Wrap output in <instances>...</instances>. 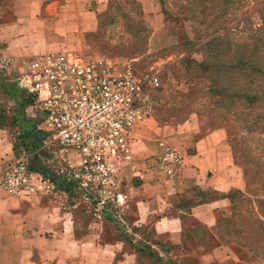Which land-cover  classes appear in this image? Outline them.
Returning a JSON list of instances; mask_svg holds the SVG:
<instances>
[{"label": "rangeland", "instance_id": "374dc122", "mask_svg": "<svg viewBox=\"0 0 264 264\" xmlns=\"http://www.w3.org/2000/svg\"><path fill=\"white\" fill-rule=\"evenodd\" d=\"M97 2H89L90 10L95 13V29L81 36L76 34L72 46L61 48L57 53L73 52L86 60L103 57L117 62L126 61L145 84L153 76L155 83L146 87L151 97V116L143 125L155 129V134L148 136L155 144L156 140L165 138L158 130L172 129L187 122L205 133L218 131L228 145L235 143V154L231 155L233 165L245 158L246 150L264 160L263 137L257 131L261 108L255 107L252 112L246 108L243 111L240 104H232L227 110L223 108L217 97L218 76L210 68L213 60L205 59L200 49V45L214 36H224L219 46L227 41L232 47L245 44L246 38L260 28L261 19H264V0ZM141 25L149 31L145 41L137 30ZM2 58L5 56L0 52ZM31 59L13 60L15 69L20 70ZM14 79L15 74L0 73V131H4L12 144L13 160L10 164L24 156L30 172H41L44 178L55 183H60L61 178L67 184L65 189H61L68 204L76 206L75 240L79 247L88 245L93 248V256L89 257L93 264H264L260 258L246 254L245 250L241 251L245 257L241 260L224 245L203 256L213 248H210L212 242L208 240L210 232L201 226L183 234V237L195 239L199 250L186 248L182 254L181 245L159 241L153 235L154 229L146 222L123 220L122 201L104 199L101 205H97L99 198L95 192L86 193L72 178L69 179L70 173L65 171L66 163L56 146L46 147L39 141L31 144V151H27L22 145L19 122L34 121L26 116V103L19 101ZM11 85H14L12 90ZM129 158L125 159L119 171V195L126 177L133 176L136 166L143 160ZM133 178L132 184L135 182ZM224 194L205 195L195 190L196 198L191 202L183 198L177 205L187 209L197 200L203 203L215 198L223 200ZM227 212L226 207L216 210L214 220L226 216ZM33 258L35 264H85L86 259L82 254L72 261L58 257L54 263L39 259L37 255Z\"/></svg>", "mask_w": 264, "mask_h": 264}, {"label": "crops", "instance_id": "0c3cea01", "mask_svg": "<svg viewBox=\"0 0 264 264\" xmlns=\"http://www.w3.org/2000/svg\"><path fill=\"white\" fill-rule=\"evenodd\" d=\"M90 1L0 0L1 54L23 61L72 46L76 34L81 36L95 29V13L90 10ZM153 131L155 129L147 124L133 130L129 156L132 160H143L133 176L126 177L121 185L123 220L146 222L159 241L181 245L182 254L186 248L198 251L195 239L183 234L197 226L210 231L214 212L225 208L226 200L215 198L208 203L197 200L187 209L177 205L178 201L196 198L195 190L215 196L229 189L241 190L242 175L233 165L229 145L218 131L205 133L185 122L172 129L158 130L165 137L163 140L182 155L173 180H158L143 163L145 158L157 153L155 142L149 138L155 134ZM12 160V144L4 131H0V174ZM51 185L46 193L26 198H11L0 190V264H35L34 255L52 263L58 257L72 261L79 254L86 258L85 264H93L89 261L93 248L79 247L75 240L76 206L68 204L61 188Z\"/></svg>", "mask_w": 264, "mask_h": 264}, {"label": "built area", "instance_id": "2783aa9c", "mask_svg": "<svg viewBox=\"0 0 264 264\" xmlns=\"http://www.w3.org/2000/svg\"><path fill=\"white\" fill-rule=\"evenodd\" d=\"M0 73L15 74L17 91L25 92L26 116L34 121L29 123L44 146L57 147L69 179L86 193L95 192L97 205L104 199L122 201L119 171L129 157L134 128L151 116L146 87L156 79L150 76L145 84L126 61L86 60L68 51L39 55L20 70L12 59L2 58ZM156 146L157 153L145 158L144 166L158 180L171 181L182 155L162 139ZM51 188L44 176L29 171L24 156L0 174V190L11 198L32 197Z\"/></svg>", "mask_w": 264, "mask_h": 264}, {"label": "trees", "instance_id": "16d2710c", "mask_svg": "<svg viewBox=\"0 0 264 264\" xmlns=\"http://www.w3.org/2000/svg\"><path fill=\"white\" fill-rule=\"evenodd\" d=\"M259 27L253 34L250 33L245 44L232 47L227 41L219 46L224 36H214L200 45V49L205 59L213 60L210 68L218 76L217 97L223 108L227 110L232 104H240L243 111L246 108L250 112L255 107L261 108L258 111L257 131L263 137L261 142L264 147V19H261ZM137 30L139 37L145 41L149 31L142 25ZM19 101L23 103L25 98ZM19 124L21 143L27 151H31V144L40 141V133L29 122ZM247 132L251 133L250 130ZM234 145L229 144L232 156L235 154ZM244 154L248 155L247 158L245 156L241 161L235 162L241 171L243 188L229 189L222 196L227 201L228 212L226 216L214 220L208 240L212 242L210 248L228 246L241 260L245 258L241 251L245 250L246 254L264 262V160L256 154L251 155L248 150ZM59 180L60 183L50 182L65 189L67 184L61 178Z\"/></svg>", "mask_w": 264, "mask_h": 264}, {"label": "water", "instance_id": "95a60500", "mask_svg": "<svg viewBox=\"0 0 264 264\" xmlns=\"http://www.w3.org/2000/svg\"><path fill=\"white\" fill-rule=\"evenodd\" d=\"M13 88H14V85H11L10 86V89L12 90ZM24 95H25L24 90H19L18 91V97H19V99H22L24 97Z\"/></svg>", "mask_w": 264, "mask_h": 264}]
</instances>
